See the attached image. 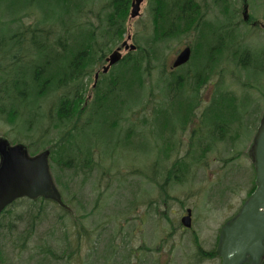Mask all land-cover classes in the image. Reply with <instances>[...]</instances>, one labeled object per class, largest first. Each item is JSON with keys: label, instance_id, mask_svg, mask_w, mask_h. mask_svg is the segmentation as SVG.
Listing matches in <instances>:
<instances>
[{"label": "rangeland", "instance_id": "374dc122", "mask_svg": "<svg viewBox=\"0 0 264 264\" xmlns=\"http://www.w3.org/2000/svg\"><path fill=\"white\" fill-rule=\"evenodd\" d=\"M25 1L27 3L23 7L16 5L21 8L13 15L9 9L10 2L0 3V40L5 41L0 47V55L5 57L1 58L0 67L6 66L19 49L12 38L27 28L38 27L50 33L48 42L53 47V41L60 38L63 42V30L59 28L62 20L71 17V22L76 24L77 18L83 14L79 21L91 24L99 36L100 19L110 12V9L105 11V7L112 0H73L75 6H79L73 15L72 8L66 10L60 0ZM197 1L201 6L199 23L195 25L192 22L191 25H195L192 29L191 26L180 27L178 36L163 38L158 43L157 68L151 75L141 74L140 89L127 91L128 95L122 94L124 99L115 118L116 132L107 129L109 126L103 123L105 116L101 112L95 116L91 126H86L77 135L81 150L96 148V164L92 173L75 175L74 170L62 171L50 160L49 188L52 189L53 185L59 193L60 197H54L57 203L37 200L34 206L27 200H21L1 218L3 263L33 264L31 259L37 258L36 250L45 244L62 259H51L53 264L221 263L220 256L202 259L200 254L219 249L224 228L232 224L251 196L248 192L255 182L256 136L264 118V33L244 24L241 0H223L218 8L215 0ZM246 3L248 17L264 23V0H246ZM157 8L155 0H145L140 16L132 19L130 7L125 18L124 35L116 46L103 54L108 57L129 36L132 37L128 41L130 45L142 47L145 51L147 42L157 35L154 21ZM220 33L223 35L219 36ZM37 41V46L43 45L44 37ZM186 46L193 49L191 60L171 73L173 60ZM23 50L29 53L23 64L27 66V60L31 61V74L36 68L43 67V53H37L35 48ZM49 50H52L54 58L61 59L57 67H63L65 74L75 72L69 64L72 57L68 53L60 49L57 56L53 48ZM122 54L127 55L125 51ZM244 54H249L252 63L261 68H254L253 64L241 65L239 60ZM97 55L96 51L95 57ZM52 56L47 61L46 70L56 64ZM94 59L87 62L89 66L84 72L89 78L84 82L83 100L92 94L94 75L105 65L100 61L90 67L98 58ZM242 61L246 63L248 59L244 57ZM17 65L16 62L6 67L4 73L0 72V130L5 133L8 129L11 131V124H14V132L21 134L24 131L14 119L18 109L16 102L7 101L14 81L9 71L15 67L18 70ZM119 70V65H116L107 77L118 75ZM54 74L50 80L46 77L48 83L35 82L34 94L30 102H26L35 116L34 158L32 154L27 155L22 146L19 151L31 165L46 150H54L67 136V122H60L59 128L55 126L64 90L56 85L61 80ZM25 75L28 76L26 69ZM175 77H179L181 82L172 91L170 85ZM100 85L93 92L95 101L91 104L97 101L98 90L104 89ZM67 96L70 99L72 94ZM222 96L236 101L241 118L230 126L231 132L226 140L219 141L216 135L214 139L209 138L211 126L204 123L201 115ZM114 99L112 97L111 100ZM193 102L195 117L185 124L184 109L191 110ZM222 103L220 100L215 105ZM158 111L169 114L165 128L158 125ZM88 119L77 117L72 125L83 127ZM112 119L108 124H113ZM127 131L137 135L130 142L124 141ZM180 159L185 163L183 168L169 178L170 170ZM153 181L164 187L165 193ZM40 207H43V212L37 219ZM187 209L192 210L191 229H185L181 224ZM28 213L34 218L37 230L29 248L19 253L6 227L13 223L15 233L21 232L30 219H27ZM22 215L25 219H20ZM166 255L169 258L166 259ZM245 264L253 263L249 259Z\"/></svg>", "mask_w": 264, "mask_h": 264}, {"label": "trees", "instance_id": "16d2710c", "mask_svg": "<svg viewBox=\"0 0 264 264\" xmlns=\"http://www.w3.org/2000/svg\"><path fill=\"white\" fill-rule=\"evenodd\" d=\"M2 1H8L10 2V12L13 15L18 9L23 7L24 3H27L25 0H0V3ZM48 1V0H45ZM132 0H112L106 7V9H110L109 13L105 16V18L100 19L101 25L98 28L99 36L96 35V31L92 29V25L87 24L85 22L81 23L79 19L82 18L83 14L80 15L77 20L78 23L73 24L71 22V17L67 20H62V23L59 25V28L63 30V42L59 38L58 41H53L54 45L51 47L49 45V34L48 32H45L44 30H39L38 27L35 29L27 28V30L24 33H21L19 35H15L12 38V41L15 42L16 45L19 46V49L17 52L12 56L11 60L6 64V66L0 67L1 73L5 72L6 67L13 66L19 59L27 56L29 53L24 51L23 49H32L35 48L37 50V53H43L45 63L43 67L36 68L35 69V82L36 84H40L41 82L47 81L46 77L49 79V75L52 78V74L58 76L60 73H63L60 71L62 70L61 67H57V64L54 65L53 68H50V70L47 69V61L50 56L53 55L52 50H49L50 48H53L54 52H57L56 55L58 56V51L61 49V52L68 53L69 56L72 57L71 62H69L70 66L75 69L76 66L81 65L84 69V72L87 69V62L89 60L94 59V63L90 65V67L94 66L100 61L104 60V57H106L105 54H103L105 51H110L114 46L118 44V42L121 40L122 36L125 33L126 30V23L125 18L128 16L129 10H130V2ZM157 2L158 8L156 10L155 14V29L157 36L166 37L169 35H173V33L176 31V29H180V27H189L192 22L197 25L198 22V13L201 9L200 4L197 0H155ZM75 2L73 0H60V4L65 7V9H71L72 8V15L79 6H75ZM21 6L18 8L16 5ZM82 11V10H79ZM70 12V10H68ZM200 26L196 27L199 28ZM195 28V29H196ZM76 30V31H75ZM181 30V29H180ZM75 31V33H73ZM200 32V30H199ZM46 33V34H45ZM78 34V35H76ZM214 34V33H213ZM66 36V37H65ZM74 36V37H73ZM79 39L80 43H77V40L75 38ZM40 37H44V44L41 46H37V40ZM161 41L157 39H152L147 42V47L145 51L142 49V47L138 46V50L134 53H130L127 58H125L120 64V70L118 75H113L110 78L107 77L108 83H104V89H99L97 92V101L93 104L89 103L88 105L84 106L82 109V115H79L78 110H80V105L78 104H72L71 101L67 102V104H61L60 105V111L57 115V124L56 127H60L62 121L67 122V136L65 138V141L59 142L58 145H56V148L52 149V161L55 163L59 170H74V174H79L83 172L85 175L86 173H92L93 167L96 164L95 161V146H93L92 149L85 147L83 150L80 148L79 143L76 140V137L78 134L83 131V129L86 126H91L95 121V116L100 114L102 112V115L105 116L103 123L107 124L109 127L107 129L111 130L112 132H116V117L118 116V111L120 108V105L122 103V100L124 97H122V94H127V91L134 92L137 89H140V86H142V73H148L152 74V72L157 68L156 63L157 60H159L158 55V43ZM5 44L4 40H0V47ZM19 51L23 52L22 54L18 53ZM98 52V55L95 57V52ZM246 57L248 59V62L244 63L242 60ZM2 57L0 55V60ZM56 62V57H51ZM257 62V60H255ZM240 64L244 67L251 66L253 64L254 68H261L260 65L252 63V58L249 54H244L241 56V59L239 60ZM1 65V63H0ZM60 71L58 74L56 72ZM10 75H12V70L9 71ZM12 77V76H10ZM169 80H171L169 78ZM174 81L171 83V89L172 91L176 90V87L178 84H180L181 79H177L175 77L173 79ZM51 82V81H50ZM48 83V81H47ZM44 90V89H43ZM42 90V92H43ZM85 90V89H84ZM41 91V88H40ZM37 93L39 94V89L37 88ZM40 95V94H39ZM128 95V94H127ZM134 95V94H133ZM10 96V95H9ZM112 97L115 99L112 101ZM222 100V105H215L218 101ZM193 103H191V110L188 108L184 109V123L188 124L193 120L195 117L193 110ZM236 101L227 99L226 97L222 96L219 98V100L212 103L206 110V113L204 114V123L206 125L210 124L211 128L209 130V138L214 139V136L216 135L219 139V141H224L228 137L229 133L231 132L230 126L232 124L238 123L239 117L237 113V106L235 105ZM171 108L175 111V108L173 104L171 105ZM190 111V112H189ZM78 115V116H77ZM168 113L166 111H158L157 112V120L158 125H163L164 128L167 126L169 122ZM207 116V117H206ZM78 119H82L85 117H89L87 121L84 122L83 127H79L77 125H72L73 121ZM111 118H114L112 120L113 124H108V120ZM134 134L133 132L126 133L125 142H130L135 136H131ZM198 135L195 134V136ZM116 134V138H118ZM64 142L66 143L65 145ZM63 148V149H62ZM67 155V156H66ZM65 156L67 159L65 160ZM183 160H179L176 162L172 169L169 172V178L176 175L178 172L181 171L184 165ZM173 175V176H172ZM88 176V174H87ZM168 178V179H169ZM255 178V177H254ZM59 181V180H58ZM160 189L164 192L165 188L157 184V182L153 181ZM256 184L252 185V188L250 189V192H248L249 196L255 191ZM165 193V192H164ZM29 203L33 204L34 206L37 200H29ZM39 201H42V203H46L49 200L47 199H38ZM50 202V201H49ZM43 207H40L37 219L40 218V214ZM23 217H20V219H25V215H22ZM29 219L27 222V226L25 229L21 230V232L15 233V229L11 227L10 229L6 230L12 234L13 241L17 244V249L19 253L26 251L29 247V243L33 240L34 235L36 234L37 225L34 223L31 217V214L28 213L27 216ZM21 222V220H19ZM200 250H202L199 247ZM37 251V258L34 257L33 264H53L51 259H55L57 261L62 260L60 255L56 254L54 250L47 244L41 245L38 247ZM69 255V254H68ZM202 259H214L218 257L217 251H213L211 253H204L202 252L200 254ZM4 257V251L0 244V264L3 263L2 259ZM261 264H264V259Z\"/></svg>", "mask_w": 264, "mask_h": 264}, {"label": "water", "instance_id": "95a60500", "mask_svg": "<svg viewBox=\"0 0 264 264\" xmlns=\"http://www.w3.org/2000/svg\"><path fill=\"white\" fill-rule=\"evenodd\" d=\"M143 2L144 0H133L132 19L140 15ZM243 16L244 20L247 21L249 18L247 10ZM123 46L126 51L136 50V46L129 45L128 42H125ZM190 57L191 48L186 47L178 54L172 67L178 68L187 64ZM122 59L121 47H119L107 58L108 66L105 67L104 71L107 72L110 67L118 64ZM48 156L49 152H46L40 159L33 161L36 168L34 180L31 181L26 175L24 181H13L7 190L0 191V214L13 201L23 198L22 196H30L29 198L32 199L44 196V198L52 200L55 199L54 197H60L53 185L52 189L49 188L51 176L49 174ZM254 156L256 190L244 204L232 224L223 230L224 238L219 250L221 264H245L249 259L253 264H260L264 259V118L256 136ZM44 185H47L45 189L43 188ZM181 222L185 228L192 227V211L190 209Z\"/></svg>", "mask_w": 264, "mask_h": 264}, {"label": "flooded vegetation", "instance_id": "af4514ba", "mask_svg": "<svg viewBox=\"0 0 264 264\" xmlns=\"http://www.w3.org/2000/svg\"><path fill=\"white\" fill-rule=\"evenodd\" d=\"M221 1L223 0H215L214 4L216 8H218L217 6L220 7L219 3L221 4ZM241 1H243V11H242V18H243V15L246 10H247V15H248V4L246 3V0H241ZM131 5H132V1L130 2V7ZM244 24L249 26L253 30L262 31L264 33V23L259 19H253L249 17L248 21H244ZM190 26L192 29L195 25L192 24ZM194 32H196L195 29H194ZM179 34H180V29H176L173 35H169L166 37H169V38L175 37V36H178ZM222 35H223L222 33L219 34V36H222ZM163 38L165 37L157 36V35L154 37V39H157L159 41H163ZM219 43L220 42H218L217 44ZM122 49L124 50V48ZM22 53L23 52H21L20 54ZM192 53H193V49H192ZM25 57L28 58L29 54ZM25 57L17 61L18 70L16 69V67L13 68L12 70V80H14L12 81L13 82L12 93H10L11 97L8 96L9 99L7 98V101L13 100L12 103L16 102L15 107L18 109H17V113L14 116V119H16L17 123L20 124V127H22L24 132L21 134L17 133V131L14 132V128H13L14 124H11L12 125L11 131H9L8 129L5 133L0 130V133H1L0 134V191L7 190V188L11 185V182L13 181H17V182L24 181L26 175H28L31 181L34 180L35 178V171H36L35 165L34 164L31 165L29 161H25L26 159L24 155L22 154V152L19 151V147L22 146L24 148L23 150L27 153V155L32 154V158H34L35 153L33 150H34V145H35V133H34V128H33L34 127L33 122H34L35 116L31 112V109H29V107L26 106V102H30L31 97L34 94L33 89L35 87L34 86L35 85V70L31 74V66H29L31 62L30 60H27L28 61V63H26L27 66L23 64L24 61L26 60ZM103 61L105 62V65L100 70L96 71L94 75V83L92 86V94L88 96L86 100H83L84 92L82 90L84 89V82L88 80L89 75L85 76L84 69L82 68V66L81 65L76 66L75 72L71 71L72 73L68 75L65 74L60 69V71L63 72L58 75L61 82L56 83V85H59V87L64 90L61 104H67V102L71 101L73 105L79 104L80 106L81 105L86 106L89 103H92L93 101H95L93 92L96 89H98L100 84H101L100 85L101 87L102 85L104 86L105 82L108 83L107 76L110 74L111 70L113 69V67H111L108 72H105L104 69L108 63L107 57H105ZM61 62H62L61 59L56 60L57 65L60 64ZM24 69L27 70L28 76L26 75L24 76ZM177 69L179 68H176V69L171 68L170 71H172L171 73H173ZM60 71L56 73L58 74ZM50 79L51 77H49L48 80ZM177 79H179V77ZM69 93L72 94V97L70 99L67 96ZM15 94L17 95L12 97ZM82 109L83 107L81 106L80 115H82ZM201 117L204 118L205 117L204 114H202ZM29 185H31V182H29ZM22 197H30V196H22ZM40 197H44V196H40ZM22 200H25V199H22ZM19 201L21 200H16L11 206L5 209L0 215V220L3 216L8 214L10 212L9 209L12 206L16 205ZM11 227L14 229L13 223H10L6 227V230L10 229ZM15 229H16V226H15ZM165 258L166 259L169 258V255H166Z\"/></svg>", "mask_w": 264, "mask_h": 264}]
</instances>
